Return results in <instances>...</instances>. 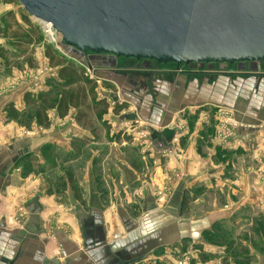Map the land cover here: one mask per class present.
Masks as SVG:
<instances>
[{
    "label": "crops",
    "instance_id": "0c3cea01",
    "mask_svg": "<svg viewBox=\"0 0 264 264\" xmlns=\"http://www.w3.org/2000/svg\"><path fill=\"white\" fill-rule=\"evenodd\" d=\"M33 25L41 31L40 25L25 12L20 15L10 6L0 5V72L4 66L12 67L6 59L7 51L19 50V55L24 54V43L18 40L29 36ZM35 58L39 65L47 64L42 49L36 50ZM119 67L94 69L95 77L105 85H114L125 103L147 124L146 142H151L152 152L158 154L173 144L174 130L168 123L177 116L187 122L197 119L185 128V135L179 133V174L170 194L164 202L156 201L155 191L165 184L171 185L174 174L166 173L165 165L163 173L159 166L155 169V161L154 167L143 162L138 143L126 145L124 149L122 143L130 140L117 141L122 144L116 146L119 150L109 145L107 155L103 153L105 156L99 158L100 166H92L95 154L91 151L87 156L81 155L77 150L80 141L86 146L92 142L95 145L109 142L103 139L106 130L98 126H93L91 132L77 124L64 123L68 118L73 120V112L81 109L84 111L78 118L81 121L75 122L87 120V112L98 113L92 107L68 108L66 113L57 110L61 121L52 119L51 126L47 112L42 113L44 126H50L43 131H37L44 127L36 121L32 129L15 123L28 108L25 103V96L30 92L28 84L36 80L23 81L12 90L0 92V200H3L0 203L3 218L0 219V264H170L174 258L172 249L183 246V242L197 243L204 253L218 254L232 247L231 244L244 243L249 251L247 256L255 257L259 252L254 254L251 244L264 243V173H256L253 168L247 171L250 168L247 164L241 169L235 166L244 160L249 165L255 164V154L250 149H261L264 144V67L258 65V70H262L259 75L237 76L222 74L219 70L214 71L220 73L215 76L198 69L202 72L199 76L174 72L146 75ZM166 67L169 66H163ZM48 90L43 89L41 93ZM83 93L85 106L86 100L93 96ZM219 108L232 111L242 125L236 131L239 147L224 148L211 139L215 123L212 113ZM243 125L260 128L247 129ZM29 130L35 131L23 134ZM100 136L102 139L97 140ZM45 147L54 149L51 172L43 169L40 151ZM132 152L136 165L126 158ZM27 159L41 164L43 172L39 174H51V180L45 184L53 190L57 188L60 198L56 199L59 203L55 206L52 195L51 205L46 206L47 199L32 197L24 204L25 217L16 223L12 212L24 191L17 168ZM110 160L118 163L120 174H111L107 168ZM74 164L77 171L72 170ZM80 166L85 167L81 170ZM167 166L170 170L173 167L171 163ZM67 180L74 190L65 189L68 196L62 198L65 191L61 187ZM107 180L111 182L109 189ZM56 182L61 183L60 188ZM127 182L135 186L133 202L123 198L130 191ZM104 185L106 189L102 188ZM132 211L139 213L134 215ZM58 213L60 217H56ZM205 237L215 244H208ZM225 242L230 243L228 247L218 245ZM259 255V264H262L264 254L261 251Z\"/></svg>",
    "mask_w": 264,
    "mask_h": 264
},
{
    "label": "water",
    "instance_id": "95a60500",
    "mask_svg": "<svg viewBox=\"0 0 264 264\" xmlns=\"http://www.w3.org/2000/svg\"><path fill=\"white\" fill-rule=\"evenodd\" d=\"M14 1L89 70L117 59L210 72L264 64V0Z\"/></svg>",
    "mask_w": 264,
    "mask_h": 264
},
{
    "label": "rangeland",
    "instance_id": "374dc122",
    "mask_svg": "<svg viewBox=\"0 0 264 264\" xmlns=\"http://www.w3.org/2000/svg\"><path fill=\"white\" fill-rule=\"evenodd\" d=\"M0 5L10 6L13 11H17L20 15L24 14L19 4L15 2L14 0H0ZM33 26H31L32 28L31 30L33 32L29 31V36H21V38H23L22 41L18 40V42L24 43L23 48H25V50L23 52L24 54L22 55H25V56L21 57L22 55H19V50L14 51L12 53L7 51L9 57L6 56V59L9 60L12 67L4 66V69L0 72V92H2V90L4 89L12 90L16 88V86L22 83L23 81L28 80L31 82L32 79L37 78L36 81L38 82V86H35V82L33 81L34 83L31 82V84H28L29 86L28 88L30 89V92H29L30 96L32 95L33 97H35L34 99L37 100L38 107H33L31 105L27 106L28 107L27 110L23 114L18 116V118L15 120V123H18L19 125H23L25 127H29L30 129H32L33 127H35L34 121H36L35 119L36 114H39L41 111H43L45 115L47 112L48 114L47 119H49L48 125L50 124L51 126L52 119L55 121H57V119L58 121L60 120L56 111H57L58 104H59V101L62 95L70 94L74 91H78L79 93L80 89L84 90V92H87L88 94H92L93 99H87L85 106H82V107L84 108L92 107L93 108L94 103L98 100L100 102H105V105L107 106L106 110L105 111L104 109L101 110L102 108L101 107L100 108V110L102 111L101 114H98L100 111L98 113L96 112V114H94L93 112H90V113L87 112L88 114L86 116L89 118L81 123H77V122L81 121V120H78V118H80L82 114H84V111L82 109L76 110V111L74 110L76 113L73 112V120L68 121L69 119L68 118L64 120V123H74V124L81 126V128L83 127V129L89 130L91 132H92L93 126H98L106 130V135L103 139H106L109 142H105L106 145H100V144L95 145L92 142L91 145L86 146L85 143H84L85 145L80 144V143H83V141H80L77 143L79 146L77 150L79 149L82 156L90 153L91 151L92 154H95V157L93 158L92 166L94 165L100 166V163L98 162L99 158L102 159L105 155H107L108 153L107 149L109 148V145L112 146L113 150H119V147H116V146H121L123 144L121 147L125 149L127 147L126 145L131 144V145L137 146L138 144H140L138 148H139L140 155L144 156V157L141 156L144 159L143 162H147V164L149 162L150 163L149 165L151 167H154L152 162L155 161L157 164L155 169H157V167L159 166V168L161 169V172L163 173L164 165H165L166 173L174 174L173 175L174 180L171 181V185L165 184L162 188L157 189L154 193L156 196L157 202H164L166 200V197L170 194V191L173 189L175 181L177 180L176 179L178 176L177 174H179L178 165H179V159H180V154H179L180 142H178L179 140H177L179 139V133L184 132L183 134L185 135V131H186L185 128L190 127L189 123L193 119L187 122V120L179 119L180 117L177 116V118H175L176 120H173V122L168 123L170 126H172L174 130L172 132V134L174 135V136L172 135L173 144L171 146H166V149L164 151L158 152V154H156L155 152H152L153 146L151 142L150 143L146 142L149 139V134L147 131H144V128H147V124L143 122V120L137 116L136 112L134 111V109H132L129 106V104L125 103L124 99L119 95V92L114 88V85L113 86L105 85L101 80L96 79L93 75H91V73L86 69V67H83L82 65H79V63L68 59L63 51L57 48L53 43L49 42L48 40L49 37H47L41 31H39L38 26L36 25H33ZM15 42H17V39H15ZM37 49L43 50L44 57L47 60L46 65L41 66L39 65V61L36 60L35 52ZM48 49L52 52H55V57L57 61L59 62L67 61L66 62L67 64H69L68 62H70L73 64V67L75 69H77V67L82 68V72L78 71L79 79L78 80L77 78L74 79V83L72 86H70V88L68 87L60 88V86H58L59 81L57 79L56 71L59 68L53 69L49 67L48 59L45 55ZM30 50H33V53H31ZM14 54L19 56V58L14 56ZM115 65L117 67L120 66L119 68L121 70H126V71L133 70L135 72H139V73L141 72L146 75H150V74L152 75L155 73L156 74L172 73V72L176 74L194 73V75L195 74L200 75V73H202L198 71L196 68L194 69V71L187 69L188 71L183 70L182 72L181 71L175 72L173 70H169V69H172L171 67L163 68V66L155 65L154 63L147 62V61L137 62L133 60L127 61V60L117 59L115 61ZM238 67L240 69L238 70V72L233 71V69H231L230 67L229 68L221 67L219 68V71H221L222 74H227V75L232 74L231 76L250 75V74L259 75L261 74V71H262V70L261 71L258 70V65L256 64L238 65L236 68ZM165 69H168V71ZM210 73H213L215 76H218L220 74L217 72H210ZM47 79L49 81H47ZM47 88H49L48 90L49 92L52 91V94H50L49 96V98L50 97L51 98L47 102H44L42 105L41 104L42 100L41 99L39 100L36 96L40 94L45 95L46 92L44 93H41V92L43 91V89H47ZM52 109H54L53 113H52ZM215 110L216 112L212 113L213 116H215L214 117L215 123H213V128H212L213 134L211 133V139L216 143V145L219 144L221 147H224V148L232 149L235 147H239L240 142L236 140L237 139L236 131L242 125L235 120V116L233 115L232 111L228 109L226 110L224 108H219ZM45 115H44V118H45ZM75 120L77 122H75ZM193 121L195 123L197 119L195 118ZM209 121L211 122L210 118H209ZM48 125L47 126L41 125V127H44V128H42L41 130L37 129V131H43V129L50 127ZM243 127L247 129L260 128L258 126L251 127V125L246 126V127L243 125ZM152 129L154 130L157 128L152 127ZM33 131L35 130H29L27 132H23V134H26L28 132L30 133ZM107 136H108V139H107ZM100 139H102L101 136L97 138V140H100ZM127 140H130L128 141L130 143L123 142ZM117 141H120L123 143L118 144ZM263 141H264V138H263ZM53 150H54L53 148L51 149L49 147H45L44 149L40 151V156L42 157L44 161L43 169L47 168L48 170L47 169L46 170L50 172L52 171V160H54L52 159ZM250 150L253 152V154H255V157H253L255 164L250 163L249 165V163L244 160L243 162L240 161L239 163H237V166H235V169L244 168V166L247 164V166L250 167L247 169V171L253 168L255 169L256 173L257 172L264 173V144L261 149L257 147H252ZM103 153L105 154L104 156H103ZM115 155H116L115 156V160H116L117 154ZM147 155H149V158L151 161L147 159L148 158ZM126 156H127L126 158L131 162L130 164L136 165L134 160H137V159H135L136 156L133 152L127 153ZM113 160H110L107 163L108 164L107 168L111 170V174H120L121 170L118 167V163H116V161H113ZM165 161H166V164H164ZM167 162L168 164L171 163L173 165L171 170L167 168L168 167ZM54 164L56 163L54 162ZM75 165L76 164H74V169H72L71 166H66V167L69 169H72L73 171H77L75 168L76 167ZM145 165L146 163H144L143 166ZM40 166L41 164H38L34 160L31 161L27 159L26 162L20 163L17 168L19 173H21L20 174L22 178L21 185L23 186L24 191L22 192V195H21L22 198L17 202L15 206V210H13L12 212L13 221L16 223H20V221L18 220L19 218L25 217L24 204L34 196H38L41 199H47L48 205L46 204V206L51 205V199L53 198L52 195H54L55 197V206L57 205V203H59V201H56V199L60 198L57 193L58 192L57 188L53 190L51 189L50 185L47 186V183H49V181L51 180L50 179L51 174H39L38 172H43ZM80 167L82 170L85 166H80ZM125 176L127 177V174H125ZM145 178L147 179L148 177H145ZM45 182L47 183L45 184ZM106 182H107V187L109 189V187L111 186V182L110 180H107ZM74 184H75V181H74ZM56 186H59L60 188L61 183L56 182ZM67 186H68V180L65 181V183L61 187V190L63 188H64L63 191H65V189L67 188L69 190L70 189L74 190V187H72L73 185H71V187L69 186L67 187ZM127 187L130 191L126 190L127 191L126 195H124L123 198L125 200L127 198H130L132 199V202H133L136 197L135 186L132 183L127 182ZM102 188L106 189L105 185L102 186ZM67 191L68 190H66L63 194H61L62 198L68 196V194L66 193ZM2 201L3 200L1 199L0 203H2ZM60 209L63 210V208H60ZM131 213L134 215H137L139 212L132 211ZM60 214L61 213L56 214V217H60ZM6 218H7V215L5 219ZM0 219H3V218H1L0 216ZM58 229L63 230L61 226H59ZM206 239H207L208 244H211V245L215 244L212 242L213 240L211 238L205 237L204 240ZM183 244L184 245L181 247L179 246L177 248L172 249L174 252L171 256H173L174 258L170 262V264H179L180 262H183L184 260L187 261L188 264H208L212 262H217L219 264H259V261H260L259 254L261 251H262V254H264V249H263L264 243L263 244H257V243L251 244L252 245L251 247L255 251L254 254L259 252L255 255V257L247 256L249 251L247 247L245 248V246L243 245L244 243L243 244L242 243L231 244L233 245L232 247H230L229 249L227 248L224 249L225 252L223 251L219 252L220 254H218L217 252L204 253L202 251L201 245L194 243V242L193 243L183 242ZM228 244L230 243L225 242V243L218 244V245L222 246V248H225V246H227ZM261 260L263 264L264 255L262 256Z\"/></svg>",
    "mask_w": 264,
    "mask_h": 264
},
{
    "label": "trees",
    "instance_id": "16d2710c",
    "mask_svg": "<svg viewBox=\"0 0 264 264\" xmlns=\"http://www.w3.org/2000/svg\"><path fill=\"white\" fill-rule=\"evenodd\" d=\"M46 57L48 59V64L49 67L51 68H59L57 69V79L59 81L58 86H60V88H66V87H70L71 85H73L74 83V79L77 78V80L79 79V74L78 71L82 72V68L77 67V69H75L73 67V64L68 62L69 64H67L65 61H57L56 57H55V52H52L48 49V51H46ZM66 64V65H64ZM54 83V82H53ZM90 83V82H89ZM88 83V84H89ZM90 85V84H89ZM84 90L80 89L79 93L78 91L76 92H72L69 95H62L58 104V108L57 110L61 111L62 113H66V111H68V108H79L83 106L84 103ZM50 94H52V91L46 93L45 95L40 94L38 96H36L39 100H42V105L44 102H47L50 98ZM92 95V94H90ZM35 97H31L30 94L25 96V103L29 106H33V107H38L37 104V100L34 99ZM102 107V108H101ZM93 108L95 110H97L99 112V114H101V110L104 109V111L106 110L107 106L105 105V102H95ZM101 108V110H100ZM9 110V109H8ZM42 113H44L43 111H41L39 114H36L35 119H36V123L40 124V125H45V122H42Z\"/></svg>",
    "mask_w": 264,
    "mask_h": 264
},
{
    "label": "built area",
    "instance_id": "2783aa9c",
    "mask_svg": "<svg viewBox=\"0 0 264 264\" xmlns=\"http://www.w3.org/2000/svg\"><path fill=\"white\" fill-rule=\"evenodd\" d=\"M35 22H37L39 25H40V27H41V31H42V33L44 34V35H46L47 37H49L48 38V40H49V42L50 43H53L57 48H59V46H58V43H59V40H60V38H59V36L54 32V30L51 28V26L49 25V24H46V23H43V22H40V21H37V20H35V19H33ZM60 49V48H59ZM61 50V49H60ZM62 51V50H61ZM83 67H85V66H83ZM87 69V68H86ZM90 73H91V75H93L94 77H95V73H94V70H89V69H87ZM96 78V77H95ZM37 78H35V80H36ZM97 79V78H96ZM37 81H35V86H37ZM144 131H147L148 132V134H149V131L147 130V129H144ZM179 264H188V262L187 261H183V262H180Z\"/></svg>",
    "mask_w": 264,
    "mask_h": 264
},
{
    "label": "flooded vegetation",
    "instance_id": "af4514ba",
    "mask_svg": "<svg viewBox=\"0 0 264 264\" xmlns=\"http://www.w3.org/2000/svg\"><path fill=\"white\" fill-rule=\"evenodd\" d=\"M156 65V64H155ZM260 66H263L264 67V64H259ZM160 66V65H159ZM231 68V69H233V71H237L238 72V70L234 67V66H228V68ZM172 69L171 70H174L175 72H182L183 70H194V68H192V67H182V68H176V67H171ZM187 70V71H188ZM217 71V70H216ZM195 76H199L198 74H195Z\"/></svg>",
    "mask_w": 264,
    "mask_h": 264
}]
</instances>
